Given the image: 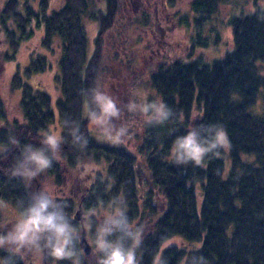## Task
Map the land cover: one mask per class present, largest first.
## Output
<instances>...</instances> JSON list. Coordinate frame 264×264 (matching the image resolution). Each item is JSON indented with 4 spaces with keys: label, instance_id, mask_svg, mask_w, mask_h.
I'll use <instances>...</instances> for the list:
<instances>
[{
    "label": "trees",
    "instance_id": "16d2710c",
    "mask_svg": "<svg viewBox=\"0 0 264 264\" xmlns=\"http://www.w3.org/2000/svg\"><path fill=\"white\" fill-rule=\"evenodd\" d=\"M7 1L0 20L6 29L10 21L16 24V29L6 30L12 49L18 47L17 34L34 35L32 26L42 33L43 47L52 50L53 42L60 40L61 97L54 107L46 91L33 87L29 78L43 72L49 62L45 55L31 57L10 81L11 91L19 93L18 106L25 122L9 121L0 94L1 132L12 133L10 138L23 139L28 141L26 145L38 148L44 135L51 133L49 126L57 123L63 138L58 154L73 159L71 165L77 172L88 162L105 165L88 187V212H110L112 201L124 202L130 221L143 226V242L136 249L138 264H154L157 256L166 264H264V108L258 112L262 109L259 105H264V0H246L245 5L235 0L190 1L191 12L179 17L192 29L189 49L193 53L215 49L217 57L199 55L160 62L147 81L137 77L130 85L133 89L124 93L123 101L131 97L129 93L137 89L138 82H147L152 91L136 102L163 100L177 114L164 125L148 126L143 121L135 151L126 145L100 143L92 136L90 97L81 94V90L106 85L112 62H121V50V63L128 68L135 66L126 34L134 27L133 18L129 21L127 10H120L129 1L104 0L93 7L90 0H63L57 9L50 7L51 0ZM88 14L98 28L91 55ZM134 22L136 26L142 24L139 18ZM224 23L231 28L232 39L225 42L229 45L223 50ZM118 35L126 36L119 40ZM14 57L6 55L4 59ZM123 111V123L132 131V114ZM65 119L79 124L88 138L86 148L72 144L63 126ZM216 123L225 126L228 148L217 156L206 157L200 166L171 162L170 150L177 136L185 135L192 127ZM8 141L0 140V190L20 214L18 202H27L32 192L40 190V175L31 182L11 178L19 149ZM55 165L53 162L48 174H58ZM140 172L148 177L149 190L144 198L140 195ZM156 197H161L162 210ZM88 222L90 235L96 240L102 218L91 214ZM174 238L180 245L171 243L163 248ZM8 255L0 249V258ZM99 259L98 252L91 264H98ZM15 260L16 264H26L21 255Z\"/></svg>",
    "mask_w": 264,
    "mask_h": 264
},
{
    "label": "clouds",
    "instance_id": "9594fccd",
    "mask_svg": "<svg viewBox=\"0 0 264 264\" xmlns=\"http://www.w3.org/2000/svg\"><path fill=\"white\" fill-rule=\"evenodd\" d=\"M89 96L88 119L113 143H121L128 136V128L117 125L122 109L116 101L99 87L81 90ZM128 113L139 112L148 126L164 125L176 118L177 114L163 100L137 103L129 101L125 105ZM63 126L71 136L74 146L87 147L88 138L80 130L79 124L65 119ZM10 143L18 144L14 138ZM63 138L52 133L44 135L40 147L25 145L11 168V178L31 182L41 173L50 169L61 150ZM230 141L223 124H202L190 128L185 135L177 136L172 143L171 162L176 165L200 166L206 157H214L222 149L228 148ZM21 212L12 227L0 232V249L9 253L0 258V264H16L15 257L23 250H46L55 260H72L80 264L76 250L79 239L65 212L66 205L58 202L47 190L32 192L27 202L20 200ZM143 242V226L133 224L124 208L122 200L112 201L111 211L104 216L96 230L95 245L100 253L98 264H138L136 249ZM73 257H76L73 260ZM203 259V258H202ZM154 264H166L159 256Z\"/></svg>",
    "mask_w": 264,
    "mask_h": 264
},
{
    "label": "rangeland",
    "instance_id": "374dc122",
    "mask_svg": "<svg viewBox=\"0 0 264 264\" xmlns=\"http://www.w3.org/2000/svg\"><path fill=\"white\" fill-rule=\"evenodd\" d=\"M104 0H90L91 6L95 7ZM129 3L127 5H121L120 10H127L126 16H128V20H132L133 18V26L130 27V31L126 32L129 35V45L128 49L130 54L134 55V59L136 60L135 66L132 68H128L127 65H124L123 62V54L122 50L120 51L121 56L120 61H113L111 64L110 72L108 73V80L105 86L101 88L102 91L109 94L115 101L119 108L122 109L121 117L118 121H116L117 125H124L123 123V110L125 109V105L129 103V100L144 99L145 93L148 94L151 87L147 82L141 84L138 82L137 89L134 92H130L129 99H124V93L130 88V91L133 89L131 86L135 80L138 78L144 77V81H147L149 78V74L154 71L160 62H172L175 60H184L189 59V57H197L199 55H204L207 59H211L213 57H217L215 49L205 50L200 49L193 53L189 49L190 42V33L192 32L191 28H187L181 21H179V17L182 15H186L191 12L190 1L191 0H128ZM238 4H246V0H235ZM36 2V1H35ZM63 4V0H51L50 7L57 9L60 8ZM96 9V8H95ZM92 12L93 9H90ZM144 11L148 12L150 15L148 17H144ZM143 16V17H142ZM120 17H123L121 13ZM140 18L142 24L140 26H136L134 22V18ZM135 24V25H134ZM225 25L221 26V33L223 36V42H221L220 47L224 50L226 46L229 45V42L232 39V30L231 28L224 23ZM123 27V26H122ZM121 27V28H122ZM189 29V31H188ZM86 30L88 37V45L89 52L88 55H91L94 49V40L98 35V28L95 21L90 17L86 16ZM121 32V31H120ZM121 34V33H120ZM154 35V37H153ZM126 35H118V39L125 38ZM42 33L36 32L34 37L30 38L28 43L23 44L20 50L17 52L16 59L8 60L4 65L0 63V94L2 99L5 101V106L7 108V112H9L10 121L14 119L19 121H24L23 117L24 113L21 108L18 106V101L20 100L19 93L17 91L13 92L10 89V81L11 77L18 70H23L28 62L29 58L34 57L37 54L38 50L46 56L49 65L43 72L35 74L29 78L30 83L34 88L41 89L46 91L53 101V106L55 107L56 101L61 97V88L59 83V75L60 71L58 68V60L61 55V42L59 39H56L52 44V50L42 47L41 49V40ZM228 44H225L226 41ZM232 44V42H231ZM122 47V44L120 45ZM3 47L0 44V48ZM225 47V48H224ZM221 50V48H220ZM219 50V52H220ZM203 51V52H201ZM32 53L29 57L28 54ZM222 53V50L221 52ZM215 55V56H214ZM221 56V55H220ZM218 55V57H220ZM223 56V55H222ZM18 62V63H17ZM20 63V65H19ZM121 63V64H120ZM131 85V86H130ZM148 88V89H145ZM154 91V90H153ZM155 93V91H154ZM261 100L258 101L260 104ZM260 108H264V105H259ZM260 109L258 112H261ZM127 111V110H126ZM131 114V113H127ZM144 121L143 116L137 112L130 116V125L132 131L128 129V136L121 143H113L109 141L106 136L102 133V131L95 127L93 124L90 126L92 136L100 143L103 144H113V145H126L130 150L135 151L137 147V133L141 132L142 122ZM127 127V126H126ZM49 131L52 134L60 136L61 128L59 124H51L49 126ZM1 145V142H0ZM1 152V151H0ZM1 154V153H0ZM105 165H100L95 163L94 161L88 162V178L84 174V180L87 178L88 187L91 185V181L94 180L96 172L102 169L104 170ZM50 175V174H49ZM47 170L40 174V178L38 177V182L40 181V190H47L54 197L56 196H67L68 193H61L56 190L54 186L52 177L49 176ZM83 176V175H82ZM141 183L142 189L140 195L144 198L147 195L149 190L148 186V177L147 174L141 173ZM82 178L83 190H80L77 186H75L72 191V195H76V198H80L85 193L84 183L85 181ZM94 182V181H93ZM156 202L158 204V208L160 210L163 209V205L161 203V197H156ZM109 211L103 209L102 213L99 214L95 209L90 210L88 214V219L91 214H96L99 218L103 220L104 216L108 214ZM105 214V215H104ZM19 213L15 209V207L9 201H5L4 199L0 200V224H8V227H12L17 218L19 217ZM81 230L78 229V234ZM88 241L92 246V253L88 256V264L96 261V254L98 253L95 245V239L92 235H90L89 230V222H88ZM179 244L180 241L177 238H174L173 241L170 240L166 242L163 246H168L169 244ZM36 252V253H35ZM25 256L27 260L30 258L32 260L35 259L36 264H44L43 263V253L41 251L36 250H23L21 252ZM20 254V255H21ZM51 262V260H50ZM49 264H54L53 262Z\"/></svg>",
    "mask_w": 264,
    "mask_h": 264
},
{
    "label": "flooded vegetation",
    "instance_id": "af4514ba",
    "mask_svg": "<svg viewBox=\"0 0 264 264\" xmlns=\"http://www.w3.org/2000/svg\"><path fill=\"white\" fill-rule=\"evenodd\" d=\"M6 3H8L7 0H0V19L3 17V12L5 10ZM149 15L150 14L148 12L144 11L143 16L145 18L148 17ZM137 18H139V17H137ZM15 25L16 24L13 21H10L8 23L7 29L8 28L9 29H16L17 27ZM7 29H6L5 25H3L2 21L0 20V44L3 45V47L0 48V63L3 65L6 62H8V60L4 59V57L6 55L15 56L14 58L16 59L17 52L20 50L21 46L23 44L28 43L30 38L34 37L36 32H39L38 29H35V26L34 27L32 26V30L34 32V35H32L31 37H29L28 34H26V36H25V34L24 35L17 34L16 38L18 39L19 44H18L17 49L14 50L10 46V42H9L8 35L6 32ZM153 37H154V35H153ZM41 44H42V42H41ZM42 47L43 46L41 45V49H42ZM38 49L39 48H37V50H36V51H38L37 54H35L34 56L43 55V53L41 51H39ZM30 55H32V53L28 54L27 56L29 57ZM30 59L31 58H29V60ZM19 65H20V63H19ZM6 110H7V108H6ZM7 114H8V118H9V112H7ZM15 120L16 119H14L13 121H15ZM9 121H10V118H9ZM2 128H3V126H2V123L0 121V140L4 139V140L8 141L10 139V137L12 136V133L1 132ZM60 137H61V133H60ZM26 144H28V141L24 142L23 139H20V141H18V144L15 145V149H19V151H17V152H19V154H20V151L23 148V146H25ZM2 147H3V145L1 144L0 149ZM10 150H12V149H10ZM72 162L75 163L73 161V159L69 160L67 158L60 157V155L57 153L56 159L54 160V163H56V165H57V166L55 165V167H56L55 170L59 169L58 174H55L53 176L49 175V174L48 175L52 177L54 186L56 187V190L58 192H61V193L67 192L68 193V195L65 197L64 196H56L54 198L58 202H61V203L66 205L65 212L67 213L68 217L70 218L72 226L77 231H78V229L81 230L79 232V239L76 241V250H77L79 260H80V264H88V255L85 254V252L83 251V249L80 245V238L82 237V235H84V237L88 241V215H86V213L88 214V180H87V178H88V171H87L88 163H85L84 165H82L79 168V170H78L79 175L77 176L78 172L76 170V167L71 165ZM84 174L87 177L85 180H84ZM82 178L85 181V183H84L85 184L84 185L85 193L83 194L82 197L76 198L77 197L76 195H72L71 189H73L75 186H77L80 190H83ZM40 185L41 184L39 183L38 186H40ZM1 199H4V198L1 197ZM4 200L8 201L7 199H4ZM8 226H9L8 224H0V229L2 230V232H6L10 229V227H8ZM42 253H43V263L44 264H49L50 260H51L50 263L53 262L54 264H73L72 260H59V261L55 260L54 258H52L51 256L48 255L46 250H42ZM21 257L24 259V262L26 264H36L35 259L32 260L30 258L29 260H27L23 254H21ZM75 259H76V257H73V260H75Z\"/></svg>",
    "mask_w": 264,
    "mask_h": 264
},
{
    "label": "water",
    "instance_id": "95a60500",
    "mask_svg": "<svg viewBox=\"0 0 264 264\" xmlns=\"http://www.w3.org/2000/svg\"><path fill=\"white\" fill-rule=\"evenodd\" d=\"M2 197V191L0 190V199ZM0 232H2V230L0 229ZM80 245L83 249V251L85 252L86 255L90 256V254L92 253V246L89 243V241H87V239L84 237V235H82V237L80 238Z\"/></svg>",
    "mask_w": 264,
    "mask_h": 264
}]
</instances>
